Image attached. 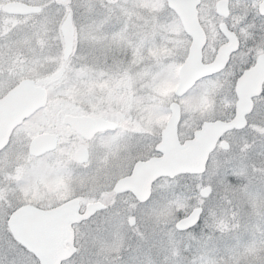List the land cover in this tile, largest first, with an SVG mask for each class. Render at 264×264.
I'll list each match as a JSON object with an SVG mask.
<instances>
[{
  "label": "snow or ice",
  "instance_id": "obj_1",
  "mask_svg": "<svg viewBox=\"0 0 264 264\" xmlns=\"http://www.w3.org/2000/svg\"><path fill=\"white\" fill-rule=\"evenodd\" d=\"M30 7L31 20L24 25L7 31V24L0 25V84L5 92L13 91V99L30 92L39 100L45 88L51 99L65 97L82 81L127 75L134 97L142 98L141 104H155L162 99L159 89L172 82L176 90L157 111L178 113V148L204 162L199 171L187 170L186 164L159 171L144 194L135 180L121 185V177L139 178V163L162 164L170 153L165 137L121 127L131 111L107 117L110 126L93 138L83 161L69 159L68 143L58 139L19 152L22 130L16 126L0 147V264H53L51 254L69 230L70 254L59 264H264V84L250 97L253 104L243 113V125L224 128L214 142L202 135L210 124L237 118L238 84L257 66L258 52H264V10L256 0H242L224 18L237 45L215 70L194 67L188 46H175L168 28L176 14L167 4L155 20L134 19L131 0L99 5L93 0H32ZM69 22L76 42L59 84L21 82L22 69L48 55L63 56ZM160 48L169 52H149ZM18 56L24 57L23 64ZM205 63L201 57L200 64ZM213 90L218 99L232 102L223 117L190 110ZM45 107L41 104L37 111ZM48 107L58 111L68 105L62 101ZM3 112L0 108V117ZM6 128L0 118V136ZM67 176L83 179L84 187L65 199L52 196L48 203L31 199L33 192Z\"/></svg>",
  "mask_w": 264,
  "mask_h": 264
},
{
  "label": "rangeland",
  "instance_id": "obj_2",
  "mask_svg": "<svg viewBox=\"0 0 264 264\" xmlns=\"http://www.w3.org/2000/svg\"><path fill=\"white\" fill-rule=\"evenodd\" d=\"M10 0H0V4H5ZM26 3L31 4L32 0H21ZM218 0H202L201 14L203 17V22L206 21L207 28L212 31L215 30L214 26H217V21L220 19L219 16L215 15V4ZM97 5L103 3V0H93ZM158 2V4H157ZM234 2L230 6V11L236 8V5L241 3ZM132 7L129 9V14L136 20L144 19L146 16H150L153 20L156 19V14L160 13L164 6L167 4V0H131ZM3 7H0V25L7 24V28H14L19 25H24L27 21L31 20V16L24 20H17L16 18H10L5 16ZM230 15V13H229ZM207 18L205 19V17ZM215 17V24H214ZM233 21L238 19L236 16L231 17ZM19 21V22H17ZM7 22V23H6ZM15 24L16 26H13ZM5 28L4 30L6 31ZM74 29V28H73ZM168 31L172 34L170 38H175V46L183 48L187 45V39H185L181 24L178 18L170 22ZM76 42V33L74 30L73 35V47ZM125 43L130 44L131 41L125 38ZM72 47V48H73ZM151 55H156L157 53L167 54L169 52L166 48L160 49H150ZM29 55L31 51L29 50ZM49 56V57H48ZM46 56L49 60H53L52 55ZM24 60L23 56H18ZM61 64L56 61L52 62V70L49 72H40L36 75L38 81H51L59 84L63 72V69L67 67L62 62ZM46 59V61H49ZM62 71V72H61ZM61 75H58L60 74ZM58 75V76H57ZM82 86H74L68 90L65 97H52L48 99L46 104V109L43 112L34 116L32 122L36 127L42 126L44 118H48V114H51V119H47L49 122L51 130L62 129L61 117L65 113L75 114V115H89V116H119L132 112L131 117L124 119L121 122V127H126L134 129L136 131L144 132L150 137H155L158 135L160 130L164 127L170 113H165L162 111H157V108L163 106L164 98L170 97L171 93L175 91L177 85L172 82H166L162 88L159 89V95L162 98L157 103H145L141 104L140 97H134V89L132 87V80L127 75L121 76L119 79H103V80H89L87 82H81ZM154 99V98H153ZM66 102L68 107L66 109H60L58 111H53L50 105H58L61 102ZM232 104L229 100L218 99L216 95V90L211 91L208 95H205L201 101L190 110L196 113L198 116L204 115H217L223 117L225 115L224 109H227ZM215 109V112H214ZM187 110V109H186ZM44 114H47L44 116ZM191 119V117H190ZM63 132V131H62ZM61 132V133H62ZM62 133L61 144L67 142L71 151L75 147V140L68 138ZM64 136V139H63ZM59 151H64L60 149ZM70 154V153H69ZM140 155V154H138ZM116 153H113L115 158ZM69 157V156H68ZM72 157V154H71ZM105 162L107 157L104 158ZM84 180L79 177L67 176L59 180L54 186H44L40 191L33 192L31 199L39 201H44L45 203L51 202L52 196L56 199H65L71 195L74 191L82 189L84 187ZM92 186L86 189V192H91ZM102 195L110 196L111 193H104Z\"/></svg>",
  "mask_w": 264,
  "mask_h": 264
},
{
  "label": "water",
  "instance_id": "obj_3",
  "mask_svg": "<svg viewBox=\"0 0 264 264\" xmlns=\"http://www.w3.org/2000/svg\"><path fill=\"white\" fill-rule=\"evenodd\" d=\"M198 2L199 0H168V6L176 12L180 18L184 31L191 37L189 52L194 67L204 68L206 70L222 68L224 61L228 59V53L236 47L237 39L235 35L225 27V24H221L220 31L229 39V42L219 48L215 59L211 63L201 65V49L205 42V35L197 18ZM227 3L228 0H220L216 4V11L221 16L226 17L228 15ZM6 5L7 7L5 8V11L9 13L27 14L33 11L30 5L21 2H9ZM258 7L260 10H264V0H261ZM73 35L74 29L69 22L64 27V59H66L71 53L73 47ZM259 57L260 60L258 61L257 66L253 68L251 72L246 73L244 78L238 84L237 90L240 95V100L235 103L237 118L229 124H222L218 121L215 124L208 125L202 134L206 142H214L215 137L224 128H231L233 125L239 127L244 124L243 113L247 112L252 107V99H250V97H254V94L260 90L264 81V55H260ZM41 91H43V95L39 100L26 96L15 97V99H13V91L10 92V95H7L0 100V108L4 109L3 116L0 118L7 123V130L20 123L24 117H27L41 104L45 105L46 94L44 90ZM177 116L178 113L176 112L170 114L161 133V136L165 137V143L170 153V159L162 164H157L152 161L139 163L137 168L140 172V177L137 178L136 176H133L132 178H123L120 180L121 185L125 187L131 186L132 181L135 180L136 188L144 194H147L149 180L161 170L180 164H186L188 166L187 170L190 171H199L201 169L204 162L202 156L189 157L184 151L178 148L175 132V120ZM64 121L69 123L73 129H78L76 122H88L93 128H100L102 125L108 124L103 119H92L84 116H66ZM52 139H55L53 135H39L36 138V141L31 143L30 149L34 144L39 145ZM75 156L78 160H86V150L82 149L77 151ZM71 239V230H69L66 239L51 254L53 264H59L62 257L70 254L71 249H64V244L71 243Z\"/></svg>",
  "mask_w": 264,
  "mask_h": 264
},
{
  "label": "flooded vegetation",
  "instance_id": "obj_4",
  "mask_svg": "<svg viewBox=\"0 0 264 264\" xmlns=\"http://www.w3.org/2000/svg\"><path fill=\"white\" fill-rule=\"evenodd\" d=\"M10 1H18V2H21V3L27 4V5H30L29 3H26V2L21 1V0H10ZM10 1H8V2H10ZM154 1H157V0H154ZM239 1H242V0H230V1H228V4H227L228 5V10L230 9V6H231L232 3L239 2ZM256 3H257V6H258L259 2L256 1ZM157 4H158V2H157ZM201 4H202V0H199V4L197 6L198 20H199L200 26L202 27V29L204 31V34H205V42H204V45L202 47L203 51H201V57H203L204 61L206 62L205 64H208V63H211L215 59L219 48L222 45L227 44L229 42V39L223 33H221V31H220V25L222 23H224L223 22L224 18L221 17L217 13L216 9H215V15L219 16V18H220L217 21V26L216 27L214 26V28H215L214 31H212L210 28L209 29L207 28L206 21L203 22V17H202V14H201L202 13L201 12V6H202ZM215 6H216V4H215ZM3 11L6 14L5 16H8L9 19L10 18H16L17 20L20 21V20H24V19L30 17V15H28V14H11V13H7L5 10H3ZM229 13H230V10H229ZM228 17H229V14H228ZM206 18H207V16L205 17V19ZM19 21H17V22H19ZM214 24H215V17H214ZM13 26H16V25L13 24ZM8 29H10V28H7L6 31ZM182 31H183V29H182ZM183 34H185L184 31H183ZM184 37H185V39H187V46H188V49H189V46L191 44V40H189L187 37H190V36L189 35H187V36L184 35ZM235 37H236V35H235ZM258 55L259 56L260 55H264V52H258ZM51 58L52 59L54 58V59L53 60H49L45 56V58L42 61H40L38 63H35L32 67H29L27 69H22L23 74L19 77V80L21 82H35L36 85L39 86L41 84V82L38 81L36 75L38 73H40V72H49V71H51L52 70V62L55 63V61H56V64H57V62H59V64H61L60 58L58 60V57L56 55H52ZM61 58H62L61 59L62 62L66 66L67 64H66V60L64 59V54H63V56ZM17 59L19 60V64H23L25 62L23 59H21L19 57H17ZM46 59L49 60V61H46ZM14 63H16V61H14ZM19 64L17 65L18 67H19ZM63 66L64 65H62V71L64 70ZM61 72L58 75H61ZM262 84H264V81H263ZM4 87H5V85L0 84V100L5 98L7 95H10V92H11V91L5 92L4 91ZM41 89L45 90V94H46L47 102H48V99H49L48 90L45 89V88H41ZM24 96L33 97L30 92H26L24 95L19 96V97H24ZM252 104H253V100H252ZM46 108L47 107L44 108V111H45ZM39 113H40L39 111L35 110L33 113H31L30 115L25 117V118H29L30 117V119H25L24 118L19 124L15 125L13 128H11L9 130L6 129L3 132V135L0 136V147H2L3 144L7 141L8 133L12 132L13 129L16 126H20V128L22 130V134L17 137V142H16V146H17V149H18L19 152H22L24 149H30L31 143L33 141H36V138L39 135H53L55 137V139H58L59 142H61L62 141V133L64 132L63 135H65L66 137L68 136V138L70 137V138L75 140V147L73 149V152L72 151L70 152L68 158L69 159L78 160L76 158V156H75L77 151L85 149L86 150L87 159H88L89 153L87 152V148H88L90 142L93 140V138L98 133L103 132L106 127L110 126L109 124H107L106 126L102 125V127H100V128H93V127H91V124L88 123V122H85V123L76 122L78 129H73L69 123H66V122L63 121L64 117L66 115L84 116L85 114L75 115V114L65 113L61 117V123H62V127L61 128L62 129H60V130L57 129V130L54 131V130H51L50 128H48V126H50V124H49V122H47V119L48 118H49V120L51 119V114L50 113L48 114V118L47 117L44 118V120H43L44 122L42 123V126H40V127H36L35 126V124L32 122V120H34L33 119L34 116H37V114H39ZM45 115H47V114H44V116ZM87 116H89V115H87ZM90 117L102 118V119L110 122L104 116H90ZM124 129H127V128L124 127ZM161 131L162 130H160V132L158 133L159 135H161ZM63 139H64V136H63ZM149 147H151V145H149ZM71 154H72V157H71ZM138 154L146 155L147 153L145 151V152L138 153ZM123 178H125V177H121V179H123Z\"/></svg>",
  "mask_w": 264,
  "mask_h": 264
}]
</instances>
